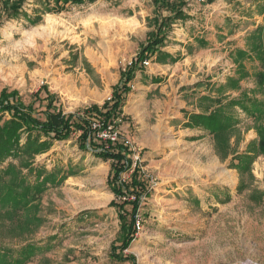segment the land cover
I'll list each match as a JSON object with an SVG mask.
<instances>
[{
    "label": "rangeland",
    "instance_id": "374dc122",
    "mask_svg": "<svg viewBox=\"0 0 264 264\" xmlns=\"http://www.w3.org/2000/svg\"><path fill=\"white\" fill-rule=\"evenodd\" d=\"M263 6L264 0H189L194 19L175 25L161 48L180 60L160 64L154 56L145 64L150 75L167 77L163 90H148L135 80L139 72L132 82L123 131L152 181L138 233L123 254L136 264H264V202L252 197L264 192V156H256L253 187L241 194L231 155L222 160L210 132L191 122L203 111L201 97H219L218 86L239 77L238 50L250 54L247 76L240 90H227L224 103L245 93L264 102V62L248 40L264 26ZM24 8L42 22L8 20L0 0V94L19 91L30 102L46 84L67 113L109 100L154 32L147 22L155 15L153 0H26ZM226 114L240 122L231 153H245L259 140L255 120L239 108ZM36 163L76 176L43 195L45 223L29 240L53 238V248L29 264H131L112 257L121 223L107 184L110 164L81 152L76 137L56 143Z\"/></svg>",
    "mask_w": 264,
    "mask_h": 264
},
{
    "label": "trees",
    "instance_id": "16d2710c",
    "mask_svg": "<svg viewBox=\"0 0 264 264\" xmlns=\"http://www.w3.org/2000/svg\"><path fill=\"white\" fill-rule=\"evenodd\" d=\"M57 4L60 0H55ZM91 3L96 0H89ZM26 0H2L8 20H29L34 26L42 22V16L33 19L25 11ZM154 16L148 18L149 28L154 32L140 52L121 73L112 97L103 105H91L75 113H67L60 97L44 84L32 94L30 102L19 91L4 89L0 94V264H29L52 248L48 244L29 240L44 225L40 216L43 195L50 186L60 187L76 174L62 170L49 171L36 163L39 156L49 153L56 143L67 142L76 137L78 149L90 153L95 159L110 164L108 187L115 196L112 206L121 223L120 238L112 250L117 262L131 261L135 257L123 255L138 233L143 198L150 196L152 181L144 171L143 163L132 169L135 147L128 140L123 126L129 120L124 108L132 91L137 72L146 71L145 64L154 56L157 63H177L180 58L162 51L174 31V26L187 24L194 19L186 7L189 0H153ZM166 13V14H164ZM264 15V6L259 11ZM252 53L264 62V26L250 35ZM206 47L203 39L197 40ZM250 54L236 52L237 75L230 77L216 89L219 97L200 98L202 113L191 122L204 127L214 138L215 150L222 160L230 156V168L239 174L238 192L253 187L252 166L257 155L264 156V102L251 98L248 93L239 99L226 100L227 90H240V80L247 76L244 62ZM162 82V79H157ZM243 110L255 120L258 143H251L245 153H231V138L237 131L239 120L226 114V109ZM110 132L113 138H105ZM229 157V158H230ZM71 172V173H70ZM33 177V180L31 179ZM255 203L264 202V192L254 190ZM147 214H145L146 216ZM15 244H9L14 243Z\"/></svg>",
    "mask_w": 264,
    "mask_h": 264
},
{
    "label": "crops",
    "instance_id": "0c3cea01",
    "mask_svg": "<svg viewBox=\"0 0 264 264\" xmlns=\"http://www.w3.org/2000/svg\"><path fill=\"white\" fill-rule=\"evenodd\" d=\"M168 54H170L173 57H179V55L178 56L177 55L175 56V55H172L169 52H168ZM154 77L156 78V81H153L154 80L153 79ZM166 78H167L166 76H164L162 74H158V73L155 74V76L150 75V72L146 69V71L144 73L139 72L137 74V78L135 80H137V81L138 80L144 81V85L143 86H145L148 90H153L152 88H154V90H157L158 89L159 91H161V90H163V87L162 86L165 84L164 82H165ZM157 79H162V82L158 83L157 82ZM150 92H152V91H150Z\"/></svg>",
    "mask_w": 264,
    "mask_h": 264
},
{
    "label": "built area",
    "instance_id": "2783aa9c",
    "mask_svg": "<svg viewBox=\"0 0 264 264\" xmlns=\"http://www.w3.org/2000/svg\"><path fill=\"white\" fill-rule=\"evenodd\" d=\"M105 138H113L112 134L110 132L104 134ZM142 163L140 154L137 153L135 149V155L133 156V165L132 169H135L137 167V164ZM145 171V170H144Z\"/></svg>",
    "mask_w": 264,
    "mask_h": 264
}]
</instances>
